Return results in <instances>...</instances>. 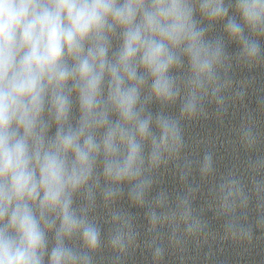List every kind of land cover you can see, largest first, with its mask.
<instances>
[{
	"label": "clouds",
	"instance_id": "clouds-1",
	"mask_svg": "<svg viewBox=\"0 0 264 264\" xmlns=\"http://www.w3.org/2000/svg\"><path fill=\"white\" fill-rule=\"evenodd\" d=\"M199 7L210 19L227 15L223 0H199ZM236 8L250 28L264 32V0H237ZM117 26L123 29V42L110 62L108 33ZM227 31L242 38V28L234 21ZM202 37L189 0H0V264H43L41 224L55 227L47 219L52 213L61 223L50 264H88L87 257L64 246L63 238L82 230L88 247L98 243L96 228L72 209V194L90 179L93 157L101 149L92 127L108 126L107 113L96 111L105 73L110 76L109 101L124 124H135V132L121 123L108 126L102 147L112 159L104 172L115 181L132 179L143 163L137 135L151 138L153 163L179 144L174 121L158 117L159 135H153L151 117L141 119L135 111L144 83L137 77L136 61L154 78V94L173 99L167 73L177 63L174 49L190 58L194 85L200 86L202 76L211 79L220 49L206 46ZM244 50L254 57L259 48L253 42ZM68 58L74 61L71 67ZM69 80L79 92V127L65 131L61 125L55 138L46 141L41 119L46 99L55 120L66 121L69 99L64 89ZM125 80L132 83L125 86ZM194 110L193 95L184 111ZM117 140L127 147L123 159L116 158Z\"/></svg>",
	"mask_w": 264,
	"mask_h": 264
}]
</instances>
